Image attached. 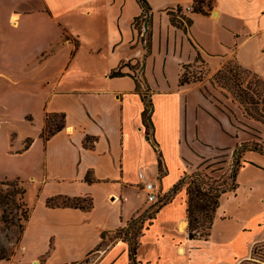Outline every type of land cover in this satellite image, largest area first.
Returning a JSON list of instances; mask_svg holds the SVG:
<instances>
[{
	"label": "crops",
	"instance_id": "obj_1",
	"mask_svg": "<svg viewBox=\"0 0 264 264\" xmlns=\"http://www.w3.org/2000/svg\"><path fill=\"white\" fill-rule=\"evenodd\" d=\"M146 1L149 48L134 28L144 13L138 0H0V160L17 163L0 181L26 180L36 192L19 247L0 264H69L92 252L93 264H131L129 243L114 235L151 207L140 173L164 196L186 173L212 171V159L247 141L203 82L180 79L185 65L201 62L213 74L234 59L264 80V0H213L206 14L186 13L187 28L174 25L169 11L194 0ZM140 68L142 82L134 78ZM143 97L154 105L150 137L163 176ZM47 114H64L65 124L44 140ZM244 159L252 164L240 170L236 191L221 197L212 237L189 238L184 187L146 221L138 264H192L191 246L214 242L204 264L251 259L263 223L252 228L239 218L260 207L264 217V154ZM58 196L89 198L93 207L46 205ZM104 232L113 233L103 241Z\"/></svg>",
	"mask_w": 264,
	"mask_h": 264
},
{
	"label": "trees",
	"instance_id": "obj_2",
	"mask_svg": "<svg viewBox=\"0 0 264 264\" xmlns=\"http://www.w3.org/2000/svg\"><path fill=\"white\" fill-rule=\"evenodd\" d=\"M138 2L142 5L144 10L150 11L149 6L146 0H138ZM213 0H194L193 3V11L194 13L206 14L207 11L205 7H209L212 9ZM182 6H178V10L181 11ZM171 15L172 23L178 27L190 26L192 24V20L186 17V14L179 15L174 10L169 11ZM150 33H149V41H150ZM148 41V48L150 47ZM200 60V57H197L196 62ZM191 65H185L183 67V72L181 75V85L194 83L191 82L190 79H186V70ZM242 67V66H240ZM244 68V67H242ZM247 69V68H244ZM248 70V69H247ZM227 71V66L225 65L221 70H219V74H224ZM256 74V73H255ZM112 77H123L125 74L121 72H113L111 74ZM259 78H261L258 74H256ZM135 78V77H134ZM262 79V78H261ZM137 80V79H136ZM263 80V79H262ZM264 82V80H263ZM250 85V83H248ZM140 84L137 85V90H140ZM148 94V93H147ZM146 94V95H147ZM145 102V108L143 111V121L144 125L147 128L146 136L149 141L153 144L155 150L158 152V165L161 176L166 173L164 168V159L162 153L159 152L158 143L156 140L150 137V130L153 129L152 116L154 112V105L152 100L150 103L143 97ZM60 117L62 122L60 124H52L51 120L53 117ZM258 117L264 122V114L258 115ZM45 129L42 133V137L44 140H48L51 136L55 135L57 132L61 131L64 128L65 124V115L64 114H47L45 118ZM31 143V140H28L26 147L28 148ZM254 151L261 154H264L262 150H257L255 147H249V144H238L233 151V160L228 169H226L221 176H214V171L208 172L205 170H197L189 174H185L184 177L162 198L160 201L151 206L148 210H146L141 216L133 219L128 223L126 227H123L115 232V235L118 239L127 241L130 246V261L131 264H138L137 262V251L140 246V239L143 235V230L145 228L146 221L149 223L156 217V214L169 202L173 200L176 196L177 192L186 188V193L188 195V208H187V217H188V232L189 238L191 240H207L211 236V230L213 228L215 222L216 212L220 206L221 197L228 193L236 191L238 188L237 178L240 170L246 166V164H252L244 159L246 152ZM87 181L91 182V179L87 177ZM25 195L26 190L19 179L15 180H5L0 183V208L2 210V221L7 225H15L14 221L9 220L7 206L12 202L17 203V210L21 212V221L23 222L20 225L21 235L24 233L26 224L30 217V208L25 203ZM46 205L51 208L57 207H72V208H81V209H91L93 207L92 200L89 198H68L64 196H58L55 198H51L46 202ZM113 232H104L102 233V240L105 241V238ZM102 241V244H103ZM263 242L257 243L253 250L252 256H257L258 252L264 246ZM5 250V249H3ZM93 255V252L90 253L87 258L83 261L72 262L69 264H91L90 259ZM9 259L5 253L0 252V261ZM246 260L241 264L248 262Z\"/></svg>",
	"mask_w": 264,
	"mask_h": 264
},
{
	"label": "rangeland",
	"instance_id": "obj_3",
	"mask_svg": "<svg viewBox=\"0 0 264 264\" xmlns=\"http://www.w3.org/2000/svg\"><path fill=\"white\" fill-rule=\"evenodd\" d=\"M225 65L227 66V70H229L226 73L221 75L218 73L219 71H217L216 73L210 74L205 64L199 62L187 68L185 78L190 79V81L194 83L203 82V91L205 95L210 98L223 113L229 116L236 132L241 133L245 140H247L242 144L247 143L249 147H255L257 150L259 149L264 152V122L258 117V115L264 114V82L261 78L256 76L252 70L240 67L234 59L225 63L219 70ZM248 83H250V85H248ZM0 94H2L1 91ZM3 101H9V103L13 102L12 99ZM148 103H150L149 100ZM61 122L62 120L58 116L53 117L51 120L52 124H60ZM151 133L152 129L150 130V134ZM5 145L6 138L0 130V151L5 148ZM15 145V143L11 144V142H8L7 146L14 148ZM233 158V155L228 152L219 153L217 157L212 159L211 163H208L210 164L208 166L212 167L211 170L214 171V176L219 177L223 174L225 169L229 168ZM15 164L17 165L13 160L2 158L0 160V177L3 175L11 176L15 171ZM23 186L26 190L25 203L31 210L32 206L35 204V187L30 185L26 180ZM16 206L17 203L14 202L7 206L9 220L14 221L15 225L6 226L3 223L1 216L2 210L0 208V252L5 253L9 258L11 255H14L15 250L19 247L21 239L20 225L23 222L21 221V212L17 210ZM263 207L264 206H262V209ZM260 208L257 213L253 211H249L248 213L243 212L244 216L239 219L241 221H248L252 228L258 225L257 221L258 223L261 221L263 226L260 229V234L264 235L263 210H260ZM232 224L237 223H231V226ZM222 231L223 226H217L215 229V237ZM214 244L191 246L188 261L192 264H204L207 261L208 253L215 248L216 242H214ZM93 258L94 256L90 259L91 264L94 263ZM183 263L185 264L186 262ZM244 264H264V246L258 252L257 256H252L251 259Z\"/></svg>",
	"mask_w": 264,
	"mask_h": 264
},
{
	"label": "built area",
	"instance_id": "obj_4",
	"mask_svg": "<svg viewBox=\"0 0 264 264\" xmlns=\"http://www.w3.org/2000/svg\"><path fill=\"white\" fill-rule=\"evenodd\" d=\"M194 9L193 5L181 7V11L178 8H175V12L179 15H183L189 12H192ZM150 12L144 10V13L141 17L135 20L134 28L136 29L139 39L142 44L148 45L149 33H150ZM134 76L136 79L143 81L142 79V68L139 70H134ZM140 179L143 183V190L147 193V200L151 206L157 204L160 201V198L163 196L160 195L155 184L147 179V177L140 173Z\"/></svg>",
	"mask_w": 264,
	"mask_h": 264
},
{
	"label": "bare ground",
	"instance_id": "obj_5",
	"mask_svg": "<svg viewBox=\"0 0 264 264\" xmlns=\"http://www.w3.org/2000/svg\"><path fill=\"white\" fill-rule=\"evenodd\" d=\"M179 252L181 253V254H184V248H179Z\"/></svg>",
	"mask_w": 264,
	"mask_h": 264
},
{
	"label": "water",
	"instance_id": "obj_6",
	"mask_svg": "<svg viewBox=\"0 0 264 264\" xmlns=\"http://www.w3.org/2000/svg\"><path fill=\"white\" fill-rule=\"evenodd\" d=\"M216 13H217L216 11L213 12L214 15H215ZM35 263L37 264L38 262H35Z\"/></svg>",
	"mask_w": 264,
	"mask_h": 264
}]
</instances>
